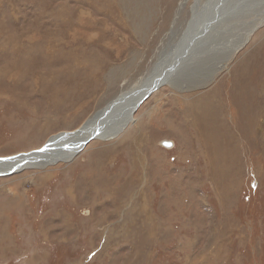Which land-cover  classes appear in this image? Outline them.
Wrapping results in <instances>:
<instances>
[{"label": "rangeland", "instance_id": "374dc122", "mask_svg": "<svg viewBox=\"0 0 264 264\" xmlns=\"http://www.w3.org/2000/svg\"><path fill=\"white\" fill-rule=\"evenodd\" d=\"M179 2L0 0V157L76 129L138 83ZM240 7L228 42L259 24L212 78L215 59L72 160L0 174V264H264V0ZM208 96L205 135L185 106Z\"/></svg>", "mask_w": 264, "mask_h": 264}, {"label": "bare ground", "instance_id": "6f19581e", "mask_svg": "<svg viewBox=\"0 0 264 264\" xmlns=\"http://www.w3.org/2000/svg\"><path fill=\"white\" fill-rule=\"evenodd\" d=\"M240 1L192 0L189 17L178 22V15L180 16L182 9L189 2V0H180L170 29L166 34L167 37L159 46L156 60L138 83L129 86L128 89L120 92L107 104L94 111L76 129L53 133L38 148L0 157V174L12 173L24 168H44L47 164L72 160L80 152L84 140L111 138L130 123L134 124L136 122L134 111L140 102L160 86L171 79L174 80V84L178 85L181 76L184 79L185 74H192L203 63L215 59L218 64L210 74L209 78H212L218 70L225 67L232 53L244 45L245 41L249 39L251 31L259 24L257 16L245 24L242 32L234 33L235 37L228 42L226 31L223 28L228 26L225 25L228 19H241L239 16L241 13ZM243 8L245 9V7ZM259 17L264 18V11L263 15ZM222 52L224 55L220 60ZM191 64L194 66L192 70H189ZM212 103L209 96L208 99L198 97L196 100L187 102L185 108L187 114L192 115L191 122L197 128V133L205 135L210 133L209 123L203 120H207L212 113L210 112ZM213 126H215V122ZM95 131L97 134L91 136ZM212 138L213 136L208 135L205 143L209 142L211 145Z\"/></svg>", "mask_w": 264, "mask_h": 264}, {"label": "water", "instance_id": "95a60500", "mask_svg": "<svg viewBox=\"0 0 264 264\" xmlns=\"http://www.w3.org/2000/svg\"><path fill=\"white\" fill-rule=\"evenodd\" d=\"M135 107V105L133 106V108ZM97 133H96V131H95V133L94 134H91V136H95ZM90 136V137H91ZM88 141V139L87 140H84L83 142H82V145H81V147L86 143ZM162 143L164 144V145H168V144H171V142H170V140H162Z\"/></svg>", "mask_w": 264, "mask_h": 264}, {"label": "snow or ice", "instance_id": "6c2138e0", "mask_svg": "<svg viewBox=\"0 0 264 264\" xmlns=\"http://www.w3.org/2000/svg\"><path fill=\"white\" fill-rule=\"evenodd\" d=\"M166 146H168V147H171V145H170V144H168V145H166Z\"/></svg>", "mask_w": 264, "mask_h": 264}]
</instances>
